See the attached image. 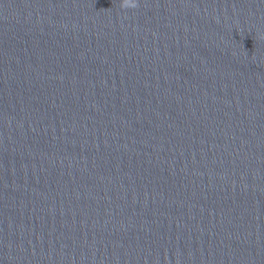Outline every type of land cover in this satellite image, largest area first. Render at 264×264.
<instances>
[{
    "label": "clouds",
    "instance_id": "1",
    "mask_svg": "<svg viewBox=\"0 0 264 264\" xmlns=\"http://www.w3.org/2000/svg\"><path fill=\"white\" fill-rule=\"evenodd\" d=\"M121 8H135L137 6L136 0H121Z\"/></svg>",
    "mask_w": 264,
    "mask_h": 264
}]
</instances>
